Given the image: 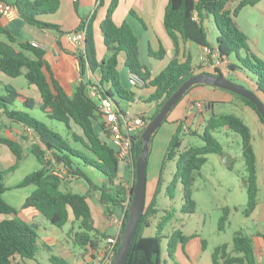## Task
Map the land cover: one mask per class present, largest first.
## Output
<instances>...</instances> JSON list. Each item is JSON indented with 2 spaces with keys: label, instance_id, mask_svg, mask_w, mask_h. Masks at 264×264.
Listing matches in <instances>:
<instances>
[{
  "label": "trees",
  "instance_id": "16d2710c",
  "mask_svg": "<svg viewBox=\"0 0 264 264\" xmlns=\"http://www.w3.org/2000/svg\"><path fill=\"white\" fill-rule=\"evenodd\" d=\"M3 1L13 4L17 9L18 17L28 24L41 29L55 30L60 35L65 33L59 24L50 23L44 19L45 16L58 12L62 0ZM76 1L75 4H78ZM260 1L240 0L235 5L234 0H168L163 23L173 43L174 54L166 67L152 77L150 68L141 61L139 38L135 31L127 21L117 24L114 20V13L120 0H111L106 16L100 23L108 55L101 59L98 57L93 15L81 17L78 26L71 30L77 31L87 25L83 49H71L74 61L78 62L80 66V81L72 95L65 88L54 64L48 59L47 50L32 45L28 40L18 42L19 47H16L14 45L17 42L16 37L3 23L4 18L0 15V32L7 35L9 40H0V71L12 77L24 74L27 83L36 86L40 93L39 108L41 111L47 116L65 123L68 129H71V123L74 122L82 130V133L73 132L72 138L76 144L73 143L69 138L50 128L45 122L31 116L29 109H34L37 103L33 97L12 85L5 86L6 93L0 94V109L4 110L9 119L30 127L40 141L31 145V153L41 164V168L28 173L15 185L18 188L27 185L36 186L20 209L32 208L58 227H64L70 223L75 245L89 246L98 252L102 241L113 235L106 231L101 232L94 222L90 193L98 191L99 201L106 207L108 217L112 213L110 210L116 208L124 210L123 224L117 239L118 248L120 236L129 214L134 180L128 185L121 177V161L117 158L114 147L110 141L97 134L96 127L98 125L106 138L109 137L108 132L104 129L99 105L90 96L91 87L95 86L107 97L113 98L116 93L120 99L134 101L135 92L126 89L121 80L120 55L124 54V65L129 71L147 80L145 87L154 88V91L145 99L147 102L156 103L155 111L148 118L144 116L146 125L186 79L200 72L224 75L237 82L233 76L243 72L246 75V71H250L255 75V79L252 80L254 84L248 88L253 90L264 102V59L251 50L248 35L236 22V16L243 7L257 5ZM207 20H212L215 24V42L209 39V29L205 24ZM189 42L217 49L219 58L228 68V73L220 68L199 69L192 52L187 49L186 45ZM60 46L63 48L62 42H60ZM165 54L166 50L162 45L157 51L149 48V55L157 59H162ZM88 71L99 76L98 82L94 83L90 80L89 83H86L83 81ZM107 84L114 92L106 87ZM204 85H195L191 90ZM213 87L222 89L217 86ZM86 90H88V94H86ZM190 91L181 98L174 109L180 106ZM225 91L252 108L258 122L264 128V118L251 101L234 92ZM197 101L199 100L193 101V104ZM215 102L206 101L205 109H211ZM16 103L22 104L23 109L11 107ZM168 119L169 116L164 121ZM173 122L177 123V127L172 133L164 153L155 192L151 198H148L146 192L144 212L127 264H162V243L165 237L163 230L171 221L172 215L166 213L158 220L154 235H146L145 230L151 226V219L159 213L157 198L162 190L163 169L168 160L176 161V169L172 180L166 187V195L174 198L177 186L182 184L185 198L182 210L193 212L196 208V201L192 197L191 186L195 180V174L207 162L209 154L221 155L225 152L223 144L215 136L217 130L232 131L238 134L241 139V152L246 169L243 184L248 194L243 213L250 216L259 202L257 153L253 144L252 128L243 118L234 113L217 114L211 111L210 115L204 118L201 123V129L193 128L186 123L184 118L173 120ZM187 135L199 136L203 140V145L189 146L181 150ZM153 138L154 136L151 143ZM0 143L7 146L16 157V163L12 167L0 171V264H25L26 259H35L37 255L39 227L20 218L18 216L20 209L7 202L3 197L9 188L5 179L17 169L23 160L24 146L14 138L3 135H0ZM79 143L83 148L77 145ZM142 144L141 134H139L134 146L133 176L135 175V162L142 149ZM49 152L52 154L50 155ZM79 163L102 172L106 176V182L99 185L93 181L87 172L79 166ZM68 178H85L89 184V192L79 193L62 189ZM230 212V207L223 208V215L219 219L220 229L225 228ZM189 238L190 236L183 234L180 230L174 231L170 235L168 244L169 256L174 257L178 240L184 249ZM204 246L205 241L203 240ZM211 261L213 264H258L252 235L243 229L236 231L232 247L230 248L228 244L217 246L211 255Z\"/></svg>",
  "mask_w": 264,
  "mask_h": 264
},
{
  "label": "rangeland",
  "instance_id": "374dc122",
  "mask_svg": "<svg viewBox=\"0 0 264 264\" xmlns=\"http://www.w3.org/2000/svg\"><path fill=\"white\" fill-rule=\"evenodd\" d=\"M13 2L14 0H8ZM240 0H234V4L237 5ZM93 10V4L86 3L75 4L72 0H62L61 8L57 13L48 15L47 21L50 23H56L61 26L62 31L65 33L69 30H74L80 23L81 17L90 15ZM236 22L240 28L250 37L251 40L248 41L249 45L255 53H260L259 55H264V0L257 5H247L243 7L236 16ZM206 26L209 31V39L213 42L216 40V27L212 20L206 21ZM7 28L16 37L14 45L19 47L18 42L26 41L30 39L35 32V27L28 24L21 18H17L13 22H8L6 24ZM103 34V33H102ZM97 42L101 36L98 35ZM0 40L9 41L7 35L0 32ZM141 50V61L143 64L153 69L152 63L159 62L156 58H151L148 52V46L144 38L140 43ZM72 55V54H71ZM71 57L59 58L58 65L54 64L59 76L67 89V91L72 95L76 90L78 73L72 64ZM198 67H200V62L198 56L194 59ZM120 72L122 76V83L126 84L125 88L132 90L136 94V98L142 97L139 101L129 102L124 99L116 98L119 105L126 111H131L136 114H152L154 110L151 111V103L147 102L145 99L146 95L151 94L152 87L148 86L139 87L131 85L129 82L128 68L123 62L120 64ZM248 76V77H247ZM235 81L242 83L246 87L252 86V80L255 79V75L250 71H246L239 75L233 76ZM78 78V79H77ZM126 78V80H125ZM126 81V82H125ZM125 82V83H124ZM12 85L18 89H21L24 93L34 96L38 93V89L35 86L28 87V83L24 74L12 77L2 71H0V94L4 95L6 93L5 86ZM217 99V97H216ZM93 100L99 104L100 100L97 97H93ZM240 100V99H239ZM198 102V101H197ZM131 109H130V107ZM196 106V104H194ZM12 108H23V105L19 107L17 103ZM205 109V108H204ZM203 109V110H204ZM151 111V112H150ZM178 111V106L169 114V119L164 121L162 125L158 128L156 134L154 135L153 141L150 144L149 156H148V166H147V177H148V190L151 191L152 186L156 187L157 178L162 169V162L164 158V153L172 136V133L177 127V123H174V116H176ZM31 116L45 122L50 128L61 133L64 137L69 138L73 142V132L82 133L81 128L74 122L71 123V129H68L66 124L47 116L40 108L29 109ZM198 114L203 112H197ZM211 113V112H210ZM210 113L205 114L206 117ZM214 113H234L244 119L245 122L250 125L254 134L255 149L258 157V168L261 173L263 161L261 154L264 152V142L260 134L258 133V127L254 124V118L257 116L252 108L247 106L244 102H227V103H217L214 109ZM5 116L6 121H10L3 111H0V117ZM167 116V117H168ZM254 117V118H253ZM200 118V117H199ZM194 123H191L193 128L201 129V124H199L200 119ZM15 127L19 126V123H13ZM97 134L109 141L106 136L102 133L100 127H96ZM5 134H8V131ZM23 136L27 138L24 146V158L19 163L16 170L11 172L5 179L6 185L9 187L3 194L4 199L15 207L19 208L23 205L26 198L35 190V185H27L24 187H15L28 173H31L39 168L41 164L36 160L35 156L31 153V145L34 143L32 141V136L34 132H30L24 129ZM215 136L223 144L225 152L230 153L234 158L233 164L228 167L222 161V156L216 153H211L208 155L207 162L202 166L201 170L195 174V180L192 183L191 191L192 197L196 201V208L193 212H184L182 210L185 203L183 185L179 184L175 191L174 198H170L166 195V187L173 178V174L176 169V161L168 160L163 169V181L161 192L158 195L157 205L159 208V213L151 219V226L147 227L145 230L146 235H154L156 233V225L158 220L161 219L166 213L172 215L171 221L165 226L163 230L164 239L162 243V264H213L211 261V255L215 248L219 245L228 244L232 247L233 236L236 231L243 229L248 234L257 231L256 218L258 217V209L254 211L250 216H246L243 213L246 207L248 194L247 189L243 184V179L246 176L245 163L241 152V139L238 134L221 129L215 132ZM75 143V142H73ZM76 144V143H75ZM81 148V143L77 144ZM203 145V140L197 135H187L183 141L181 150H184L189 146H201ZM79 166L87 172L88 176L102 185L106 182V176L99 170L79 163ZM127 164L121 162L120 172L125 174V168ZM153 181V183L151 182ZM261 192L260 197L264 196V187L260 182ZM64 190H70L79 193H88L89 184L85 178L72 179L68 178L62 186ZM153 193V192H152ZM90 201L93 207L94 222L97 228L101 232H105L107 227L106 223L108 216L105 215L104 210L106 207L103 206L97 200L99 194L98 191H91ZM230 207L231 212L228 217V221L224 229L219 228V219L223 215V208ZM38 222L42 231L46 228V234H50L59 238L62 242L69 244L73 241V231L70 230L71 224L68 223L64 227H58L53 225L44 215L40 214L38 218L34 220ZM76 229V228H75ZM180 230L183 234L190 236L189 240L185 244V249L182 248V243L178 240L176 245V250L174 257H170L168 254V244L170 240V235L176 231ZM203 240L205 241V246L203 247ZM76 249L82 250L83 247L75 245ZM52 254L59 256V252L55 249V246L51 244ZM31 264H57L48 254L46 247L43 242L39 240V249L35 259H28Z\"/></svg>",
  "mask_w": 264,
  "mask_h": 264
},
{
  "label": "crops",
  "instance_id": "0c3cea01",
  "mask_svg": "<svg viewBox=\"0 0 264 264\" xmlns=\"http://www.w3.org/2000/svg\"><path fill=\"white\" fill-rule=\"evenodd\" d=\"M75 3V0H72ZM263 0H261L259 3H261ZM80 2L81 4H93V10L90 13V16H94V35H95V40H96V46H97V52H98V57L104 58L106 55L109 54L107 51V48L104 44V38L102 31L100 29V23L106 16L107 9L110 5L111 0H77L76 3ZM258 3V4H259ZM168 4V0H120L119 6L116 9L114 13V20L117 24H121L124 21H127L135 33L137 34L139 38V51L140 50V43L141 40L144 38L147 42L148 46V52L149 48H152L154 51H157L160 46H164L166 50V54L162 59H158L159 62L152 63L154 66L153 69H150L152 77L157 75L166 65L169 63L170 58L173 57L174 54V47L173 43L171 41V38L169 37L168 33L165 30L164 23H163V18H164V13L166 6ZM48 16H45L44 19L47 20ZM17 19V18H16ZM15 19V20H16ZM13 20V21H15ZM13 21H7L3 19V23L6 25L8 22H13ZM62 26V24H61ZM35 27V32L33 33L32 37L30 39H27L28 41H37L40 42L48 52V59L52 64H57L59 63V58H64V57H71V49H73L70 45H68L64 38L63 35H60L57 31L55 30H50V29H41L36 26ZM71 31V30H69ZM67 31V32H69ZM65 34V33H64ZM101 36L99 39V42H97L98 37ZM249 37V36H248ZM26 40V41H27ZM249 40L250 37H249ZM60 42L63 44V48L60 46ZM187 49L190 50L194 56V58L198 55L200 51V46H198L195 43L189 42L187 45ZM250 46V45H249ZM251 47V46H250ZM53 50L57 51V56L53 57ZM253 51V49L251 48ZM254 52V51H253ZM256 52V51H255ZM254 52V53H255ZM257 55V53H255ZM258 56L264 59V55H259ZM141 56V55H140ZM151 58H155L150 55ZM157 59V58H156ZM125 60V55L121 54L120 55V64L121 62L124 63ZM72 64L73 66L75 65V70L77 71V66L76 62L74 61V58H72ZM58 72V71H57ZM78 73V71H77ZM59 74V73H58ZM130 74V71L128 69V75ZM79 77V73H78ZM78 79V78H77ZM90 80H92L94 83L98 82L99 76L95 75L91 71H88L83 78V81L86 83H89ZM122 80V76H121ZM126 80V78H125ZM80 79L77 80V84L79 83ZM123 82V81H122ZM126 82V81H125ZM124 82V83H125ZM253 83V81H252ZM254 84V83H253ZM126 86V84H123ZM31 86L29 85L28 87L30 89ZM77 86V85H76ZM36 87V86H35ZM108 89L112 90L108 84L106 86ZM145 87V86H144ZM37 88V87H36ZM147 88V87H145ZM21 91V89H19ZM154 91V88L152 87L151 93ZM23 92V91H22ZM28 95V94H27ZM150 95V94H149ZM149 95H146L145 97L147 98ZM30 96V95H29ZM32 97V96H31ZM117 94L114 93V100L115 103L122 108L118 101H117ZM217 97V99H216ZM33 98L36 100V105L35 108H39L40 106V93L33 96ZM119 98V97H118ZM142 97L139 96V99L135 98L134 101H140ZM145 98V99H146ZM120 99V98H119ZM143 99V100H145ZM199 100L203 103H206V101H216L213 103L211 109H204L200 110L198 109L194 104L193 101ZM132 101V102H134ZM227 103V102H239L242 103L241 100L236 98L233 94L219 89L215 88L212 85H207L205 84L204 86L196 87L193 90L189 92L187 97L183 102H181L180 106L178 107L177 115L174 116V120H179L181 118H184L187 124L194 123L197 118L200 119L199 124H201L204 121V118H207L205 114L210 113L211 111H214L215 106L217 103ZM152 107L151 111L156 108V103L155 102H150ZM19 107L21 106L19 103L17 104ZM130 107V105H129ZM18 109H21L18 108ZM23 109V108H22ZM131 109V107H130ZM150 111V112H151ZM203 112V113H197V112ZM150 114H146V117L148 118ZM254 118V117H253ZM7 119V118H6ZM5 116L0 117V135L3 136H9L14 138L15 140L19 141L20 143L25 146V141H28L27 139L24 138L23 132L24 129L28 130L27 126H24L23 124L13 121L9 119L10 121H6ZM14 122L19 123L18 127L14 126ZM195 124V123H194ZM254 124L257 125L258 127V133L260 134L262 141L264 142V128L263 126L258 122L256 118H254ZM30 129V128H29ZM8 131V134H5ZM252 130V129H251ZM31 131H29L30 133ZM252 139H253V144L255 143L254 141V134L252 131ZM264 144V143H263ZM255 146V144H254ZM256 148V147H255ZM256 150V149H255ZM257 153V152H256ZM51 155L52 152H49ZM263 165L261 169V173L258 168L257 164V169H258V184H259V202L256 207L258 209V217L256 218V227L257 231L254 233H251L253 240H254V246H255V251H256V257L258 260V264H264V196L260 197V192H261V187H260V182L262 183L264 187V152L261 154ZM258 160V157H257ZM234 162V161H233ZM259 162V161H258ZM16 163V157L15 155L10 151V149L2 145L0 143V171L6 170L10 167H12ZM18 168V167H17ZM121 177L126 181V183L129 185L133 182L134 176H133V167L132 166H126L125 168V174L121 173ZM148 178V177H147ZM153 183V181H151ZM156 187L152 186L151 191L149 192L148 190V179H147V196L148 198H151L155 192ZM153 192V193H152ZM91 198V194H90ZM97 200L99 201V194L97 196ZM100 203V201H99ZM104 206V205H103ZM21 207H19L20 209ZM255 209V210H256ZM112 213L108 217L107 223H106V232L111 233L113 235H117L120 224L117 222H114L112 220V217H117L121 221L124 219V210L121 208H116L113 210H110ZM105 215L106 211L104 210ZM254 213V212H253ZM18 216L22 218L23 220L33 223L39 227V240L43 242V245L46 247V250L50 257L54 260V258H59L55 259V262L57 264H93V260L96 256V253L93 249H91L89 246L83 247L82 250H78L75 247L74 241L69 244V241L67 243L62 242L59 238L52 236L50 234H46V228L42 231V228L40 227L38 222H34L36 218L40 216V213L32 208L29 209H20V212L18 213ZM97 226V225H96ZM73 239V238H72ZM105 240L102 241V245L104 244ZM51 244L55 246V249L57 252H59V256L53 255L52 254V248ZM101 245V246H102ZM185 246V245H184ZM185 249V247H184ZM33 260V259H30ZM25 264H31V262L26 259Z\"/></svg>",
  "mask_w": 264,
  "mask_h": 264
},
{
  "label": "built area",
  "instance_id": "2783aa9c",
  "mask_svg": "<svg viewBox=\"0 0 264 264\" xmlns=\"http://www.w3.org/2000/svg\"><path fill=\"white\" fill-rule=\"evenodd\" d=\"M76 1V0H75ZM0 15L7 21H13L18 18L17 9L11 3H6L0 0ZM196 15V14H195ZM87 31V25L77 31H69L63 34L65 42L70 45L74 50L83 49L84 41ZM32 45L43 48L42 44L37 41H31ZM57 51L53 50V57L57 56ZM198 60L200 62L199 69H216L220 68L224 72L228 73V68L219 58L218 50L213 49L210 46H200L198 53ZM77 71L79 73L80 66L76 62ZM129 82L131 85L144 87L146 86L147 80L141 76L131 73L129 74ZM90 96L97 97L100 100L99 111L102 114V120L104 122V129L108 132V139L114 147L116 156L121 162H125L127 166L133 167L134 162V151L136 137L146 127V115L136 114L131 111L121 109L111 97L104 96L98 88L95 86L91 87L89 92ZM196 107L200 110L205 108V103L198 101L195 103ZM0 111H3L0 109ZM145 116V117H144ZM28 127V131L33 130ZM32 136L34 143L40 142L36 134ZM114 222L120 224L117 235H112L105 239L104 244L101 246L99 251L93 260V264H112L114 257L117 252V239L120 235L123 221L117 217H112Z\"/></svg>",
  "mask_w": 264,
  "mask_h": 264
},
{
  "label": "water",
  "instance_id": "95a60500",
  "mask_svg": "<svg viewBox=\"0 0 264 264\" xmlns=\"http://www.w3.org/2000/svg\"><path fill=\"white\" fill-rule=\"evenodd\" d=\"M198 84L217 86L243 96L256 106L257 110L264 118V102L253 90L243 84L234 82L224 75H213L207 72H200L186 79L164 102L157 114L151 121H149L141 133L143 144L135 162L134 187L129 214L123 233L120 236L119 246L112 264H127L139 223L144 212L148 179L147 166L151 139L181 98L190 91L192 87ZM86 94H88V90H86ZM221 156L222 161L226 166L230 167L233 164L234 158L230 153L224 152Z\"/></svg>",
  "mask_w": 264,
  "mask_h": 264
}]
</instances>
